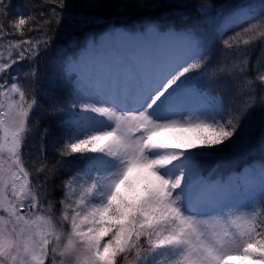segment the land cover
Returning a JSON list of instances; mask_svg holds the SVG:
<instances>
[{
	"label": "snow or ice",
	"instance_id": "6c2138e0",
	"mask_svg": "<svg viewBox=\"0 0 264 264\" xmlns=\"http://www.w3.org/2000/svg\"><path fill=\"white\" fill-rule=\"evenodd\" d=\"M48 4L55 7L47 14L42 6L38 15L9 13L10 0H0V264H264V160L258 184L239 179L242 173L205 175L202 165L243 149L254 131L251 113L264 107L255 87L264 85V3L218 17L209 0L195 5L222 42L215 61L213 40L199 25L165 31L149 21L137 31L111 24L87 34L65 59V96H52L51 114L67 117L53 141L61 159L49 167L44 129L29 167L25 149L35 147L29 137L39 125L32 114L41 108L38 96L50 95L41 54L65 18L79 27L103 22L65 13L66 0H41ZM26 25L38 36L25 35ZM205 79L225 82L227 107L201 87ZM171 131L194 140L171 143L164 138ZM66 157L84 164L63 181L57 201L54 181Z\"/></svg>",
	"mask_w": 264,
	"mask_h": 264
},
{
	"label": "trees",
	"instance_id": "16d2710c",
	"mask_svg": "<svg viewBox=\"0 0 264 264\" xmlns=\"http://www.w3.org/2000/svg\"><path fill=\"white\" fill-rule=\"evenodd\" d=\"M231 0H209L212 8L220 7L221 4ZM239 1V0H238ZM160 6L152 8H141L136 4V0H103V6L95 9H86L83 7L84 0H66V6L63 9L65 13L77 14L85 12L89 16L101 17L102 23H91L84 27H79L70 23L65 18L59 27L57 28L55 20H53L51 27L57 28L55 38L51 47L42 53L39 58V68L41 72L45 73V79L42 87L50 95L45 96L43 94L38 96L39 104L41 108L37 109L32 114L33 123L36 120L39 121L38 129L32 136L29 137V145H35L34 148L25 149V160L31 167L33 159L38 155V149L40 146V132L44 129L48 130V134L45 140L46 158L49 167L58 159V153L55 151L53 141L61 136L63 129L58 126V122L63 118L62 114H51L52 96H58L63 98L66 93L64 87L65 74L62 71L63 61L65 57L71 55L73 51L85 40L87 34L97 32L101 30L105 24H115L116 26L133 28L136 23H144L145 21H154L161 28L167 25H172L173 28H178L179 25L184 24L185 27L193 25H199L202 29L207 31L209 37L213 40L214 46L211 51V58L213 61L217 60L220 56V50L223 45L222 42L216 38L213 30V25L210 27L204 19H197V12L195 5L200 0H158ZM264 3V0H260L257 6ZM11 7L9 13H14L23 10L25 13L32 12L38 15L37 6H42L45 13H48V9L55 7L54 4L41 5V0H10ZM232 5L238 4L236 0L231 2ZM258 14L260 10L258 9ZM252 21H248L251 23ZM27 25L25 26V35L38 36V33H28ZM228 33L226 35H230ZM16 39L22 38L19 34H16ZM226 38V37H225ZM256 62V57L253 56V63ZM24 71H28L30 65L27 61L21 62ZM250 76H255V72L250 71ZM25 84H28V80H24ZM201 87H210L213 95L223 98L225 106L229 104V97L232 93L227 89L223 80L209 84L208 81L201 80ZM258 93L264 92V85L256 82L255 85ZM238 99V98H237ZM251 119L254 122V131L251 133L249 143L241 150L232 152L228 151L220 155L219 159L209 158L202 160L204 166V174L208 175L210 172L213 176L217 174L224 175L230 170L239 169L241 164L249 161H255L260 163L264 160V146L260 143V136L264 134V107H257L251 113ZM59 144H63V139H60ZM31 153V154H30ZM66 163L61 168L55 178L56 191L54 198L58 201L62 195L61 185L72 173L83 164V160H73L72 157L64 158ZM43 179V175L40 177ZM59 209V205H57Z\"/></svg>",
	"mask_w": 264,
	"mask_h": 264
},
{
	"label": "rangeland",
	"instance_id": "374dc122",
	"mask_svg": "<svg viewBox=\"0 0 264 264\" xmlns=\"http://www.w3.org/2000/svg\"><path fill=\"white\" fill-rule=\"evenodd\" d=\"M198 15L201 16L199 13H198ZM210 15H212L213 17H218L219 15H221V12H217L215 15H214L213 12H211ZM202 18H204V17L202 16ZM170 28H172V27H168L166 30H168ZM172 29H174V28H172ZM123 30H131V29L125 28ZM134 30L138 31L140 29H136L135 28ZM103 31L104 30H102V32ZM83 43H84L83 45L77 47V51H75L73 53L74 55L77 54L83 48V46L86 43V39H85V41ZM23 62L24 61H22V63ZM164 138L167 139L171 143H181V142H188V141L194 140V137H193L192 133H190V132H180V131L165 132L164 133ZM220 155L221 154H218L217 157H215L214 159H219ZM237 173L245 174L244 176L239 177V179H241V180H247L248 182L253 183V184H258L261 181L260 164L257 163V162L249 161L248 163L243 164L242 167L239 168L238 170L228 171V173H226L224 178H226V179L234 178ZM253 176H256V177H253Z\"/></svg>",
	"mask_w": 264,
	"mask_h": 264
}]
</instances>
